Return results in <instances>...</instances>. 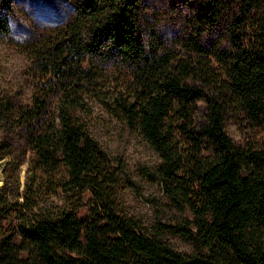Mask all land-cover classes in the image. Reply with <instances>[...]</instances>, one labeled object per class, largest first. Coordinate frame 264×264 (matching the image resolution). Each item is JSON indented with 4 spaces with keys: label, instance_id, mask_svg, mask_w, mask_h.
I'll list each match as a JSON object with an SVG mask.
<instances>
[{
    "label": "trees",
    "instance_id": "16d2710c",
    "mask_svg": "<svg viewBox=\"0 0 264 264\" xmlns=\"http://www.w3.org/2000/svg\"><path fill=\"white\" fill-rule=\"evenodd\" d=\"M185 1L187 30L171 39L140 0H72L66 22L22 45L30 103L0 97V129L29 156L21 202L0 215L14 216L0 264H264V0ZM96 103L157 154L149 178L179 213L165 228L194 253L125 214L121 167L88 131Z\"/></svg>",
    "mask_w": 264,
    "mask_h": 264
},
{
    "label": "rangeland",
    "instance_id": "374dc122",
    "mask_svg": "<svg viewBox=\"0 0 264 264\" xmlns=\"http://www.w3.org/2000/svg\"><path fill=\"white\" fill-rule=\"evenodd\" d=\"M140 3L148 26L161 37L171 39L184 35L192 9L190 3L185 0H140ZM71 15L72 0H0V17L6 18L7 27V32L0 33L1 98H9L15 104L30 103L33 80L29 76V63L22 45L63 24ZM212 37L209 34L204 42L211 41ZM88 117L90 135L112 163H118L121 167L122 187L118 196L125 214L134 219L148 235L159 237L181 253H194L189 241L165 228V225L179 218V213L164 196L160 185L149 178L148 173L159 163L157 154L99 104L92 107ZM225 130L233 142L242 143V134L233 123L227 122ZM11 132L7 136L0 129V148L11 143V155L19 160L17 163L11 161L5 166V163L12 160L11 155L0 159V188L6 180L7 189L10 190L5 195V204L0 203V215L13 211L14 201L21 202L29 156L28 152L24 156L22 154L24 147L20 132ZM4 166L7 170L6 177L2 172ZM1 192L0 190V195ZM12 217L0 216V233L14 223Z\"/></svg>",
    "mask_w": 264,
    "mask_h": 264
}]
</instances>
